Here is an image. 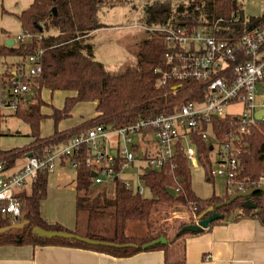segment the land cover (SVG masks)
<instances>
[{"label": "trees", "instance_id": "1", "mask_svg": "<svg viewBox=\"0 0 264 264\" xmlns=\"http://www.w3.org/2000/svg\"><path fill=\"white\" fill-rule=\"evenodd\" d=\"M104 0H34L32 5L16 16L23 34L31 36L26 41H18L16 46H0V93H6L8 100L12 77L11 70L15 64L7 65V60L17 58L26 61L29 56L43 50V71L37 78L26 80L30 91L21 99L14 116L25 122L29 128L28 134L32 142L21 148L0 150V162L5 171L11 170L20 158L37 157L45 159L50 152L68 143L80 133L102 125L106 129H120L141 120L155 119L161 115H171L184 104L192 101H203L208 88V82L171 81L166 86H158L162 78L161 70L165 67V54L168 44L162 31L142 44L138 53L136 67L127 68L120 73H111L94 55V47L88 42L91 33L102 29L99 12ZM56 8V14H54ZM144 21L148 26H163L193 29L201 26L214 27V35L222 40L236 44L245 34L264 26V15L261 17L247 16L238 0H184L176 7L172 0H152L145 7ZM218 24L216 25V23ZM55 30V31H53ZM250 60L248 55L243 56ZM4 65V69L2 66ZM235 65V64H233ZM225 77V71L214 75ZM44 88L52 91H74L76 96L68 97L62 109L53 108L50 117L54 120L56 130L51 136L41 134V122L49 117L42 113L45 102L42 99ZM97 103V116L64 131L58 124L71 117L74 108L79 103ZM234 116L225 114L214 118L211 124L200 123L190 134V141L195 146L201 166L205 169L209 180L213 179L212 152L213 143L203 137L204 131H212L218 139L225 133L236 134ZM151 132L147 130L146 133ZM6 134V133H5ZM3 134V135H5ZM0 131V136H1ZM2 135V136H3ZM240 149L238 170L235 181L245 190L256 188L264 177V121L251 125L249 132L240 137L237 143ZM88 160H94L88 145L83 144L72 156H68L63 164L76 168V216L77 227L68 229L59 223H50L43 218L41 204L48 195V170H41L32 180L31 192L16 189L15 198L20 201L22 218L19 222L29 224L21 229L0 232V247L4 246H62L79 248L113 256L115 258H130L142 252L161 251L167 254L168 248L188 235H200L215 225L225 221L240 219H257L264 225V193L257 192L249 197L257 205L251 209L245 205V198H237L230 205L215 209L221 216L214 220L207 229L200 232L183 231L187 224L181 223L175 233L170 234L169 226L162 224L158 214L165 205L180 204L190 208L196 218L205 214L211 215V207L228 201L232 196L229 191L223 197L213 195L203 199L196 195L192 186V169L181 151L166 160L160 170L151 169L142 176L151 197H144L127 187L126 183L116 178L114 197L106 198L105 191L93 198L97 184L92 177L96 166H87ZM123 160L118 156L115 161V171L121 173ZM101 185V184H100ZM176 190L175 196L167 192ZM111 209L109 215L113 220V230L110 232H92L94 222L101 219ZM161 209V210H160ZM86 213V224L81 222L80 215ZM95 220V221H94ZM15 221L11 216L0 212V230L12 226ZM130 222H143L148 233L144 237L128 235ZM82 227L87 230L80 233ZM35 228L46 231L68 232L83 238L113 244L114 246L90 245L76 239L41 238L34 233ZM99 228V226H97ZM168 242L154 243L160 238ZM168 261V259L166 260Z\"/></svg>", "mask_w": 264, "mask_h": 264}, {"label": "built area", "instance_id": "2", "mask_svg": "<svg viewBox=\"0 0 264 264\" xmlns=\"http://www.w3.org/2000/svg\"><path fill=\"white\" fill-rule=\"evenodd\" d=\"M218 22L216 23V25ZM165 34L168 51L165 54V67L159 86H166L171 81H197L208 82L207 93L203 101H192L184 104L171 115H161L155 119L141 120L120 129H106L104 126H95L73 137L68 143L57 148L45 159L27 157V162L14 172L5 171L0 162V212L11 216L15 221L22 218L21 204L15 198V190L25 188L36 178L41 170L54 172L58 164L66 157L79 152L81 145L89 146L94 160H88L87 166H96L95 183L97 185L114 181L120 173L115 171L116 157H120L123 170L136 161L139 146L134 144V137H141V141L147 149L146 156L151 150L154 156L147 159V167L138 175L142 179L145 170L153 168L160 170L163 163L172 158L176 152L181 151L186 156L189 164L197 166L199 158L195 146L190 141V134L199 127L200 123L211 124L217 116L229 114L235 117L237 133H225L222 139H218L210 130L204 131L202 137L210 142L211 139L218 143V169L216 173L225 178L228 191L231 194L245 191L244 187L235 181L238 170V157L240 149L237 143L240 137L249 132L251 125L264 121L256 117V113L264 110V26L245 34L236 43H230L214 35V27L201 26L193 29L163 27L160 30ZM31 36L22 35L18 41H26ZM248 55L250 60L245 61L243 56ZM235 64V65H233ZM43 71V50L14 65L10 79L13 98L8 100L6 93H0V122L4 107L17 109L21 99L30 91L26 80H32L40 76ZM220 71H225V77L213 79ZM259 97L261 100L259 101ZM243 104L244 112L241 115H233L225 111L229 105ZM147 130L151 132L146 133ZM118 136L120 142L126 147L121 150L107 148L110 137ZM147 136V137H146ZM152 138L156 141L153 143ZM100 142L106 148L100 150ZM130 145L131 148H127ZM214 150V146H213ZM117 152V155L113 154ZM71 166L76 169L78 164ZM122 170V171H123ZM215 171L213 170L212 174ZM126 183V182H125ZM145 184V182H144ZM141 196H146L148 188L138 186L132 188ZM256 187L264 185V177ZM147 188V190H146Z\"/></svg>", "mask_w": 264, "mask_h": 264}, {"label": "crops", "instance_id": "3", "mask_svg": "<svg viewBox=\"0 0 264 264\" xmlns=\"http://www.w3.org/2000/svg\"><path fill=\"white\" fill-rule=\"evenodd\" d=\"M33 1L0 0V46H8L7 42L11 40L14 42L12 46L17 45L18 37L24 34L16 16L27 10ZM100 31L102 29L93 32L88 42H91L92 35L95 36ZM19 62L20 59L17 63ZM44 90L52 95V99L54 94L60 91H52L47 88L42 90L41 95L45 105L41 110L44 115L49 117L41 122V134L47 137L54 134L56 130L55 122L50 117L53 114V108L62 109L66 99L76 96V92L63 91L66 98L64 104L60 107L58 104L48 103L46 97L43 96ZM260 100L261 97H259ZM86 103L88 102L79 103L74 108L71 116L78 107L83 109L82 105ZM90 103H93V107L96 109L97 103ZM47 108H50L51 111L45 114L44 112ZM5 109L11 108L4 107L2 110L3 116L0 122V131L2 127H5L2 132L9 134L11 130L8 125L15 117V111L11 109L14 112H10ZM97 114H95V117ZM67 120L64 119L58 124L57 128L60 131L71 129L90 119L82 116L79 123H75L76 125L74 123L69 125ZM50 125H53L54 132L50 135L43 134L45 127L47 126L48 128ZM17 134L20 133L18 132ZM27 137L29 141L22 146L32 142L33 139L28 134ZM11 140V146L16 144V147H20L17 140L13 138ZM139 140L141 141V137H139ZM9 148L2 147L0 140V150H11ZM26 162V158L18 159L15 167L10 172L20 169ZM68 167L70 166L67 163L63 164L62 162L58 164L56 170L49 176L48 195L41 204V212L46 221L59 223L68 229L74 230L77 227L76 171L71 173ZM195 221L197 222V218ZM127 232L130 236L142 237L147 235L148 228L143 222H130ZM167 259L168 261H166ZM0 264H264V225L257 219L244 218L238 221H225L200 235L186 236L171 245L167 250V254L164 250L151 251L142 252L130 258H115L105 253L62 246H4L0 247Z\"/></svg>", "mask_w": 264, "mask_h": 264}, {"label": "rangeland", "instance_id": "4", "mask_svg": "<svg viewBox=\"0 0 264 264\" xmlns=\"http://www.w3.org/2000/svg\"><path fill=\"white\" fill-rule=\"evenodd\" d=\"M150 2H152V0H104V5L99 12V15L101 21L106 27L102 28V31L98 32L95 36L92 35L90 43L94 47L95 58L104 64L107 71L111 73H120L127 68L136 67L138 63V53L142 48V44L146 40L152 38L155 32L163 30V26L150 27L144 21L145 7ZM172 2L173 6L176 7L179 3L184 2V0H172ZM238 2L242 6L243 11L247 16L261 17L264 15V0H238ZM18 60L19 59L17 58L8 59L7 65H9V63L17 64ZM0 62L4 63V60L1 57ZM2 67L3 69L5 68L4 65ZM43 92V96L46 97L48 103L58 104L60 107H62L66 98V95L63 91L56 92L53 96V99L51 97L52 95L48 93V91L45 92L44 90ZM82 106L83 109H79L78 107L73 113L74 116L72 115L70 118H68L67 121L69 122V125H73V123L76 125L75 123H79V120L82 119V116L86 117V119H91L95 117V114H97L96 109L93 107V103L88 102ZM244 110L243 104L229 105L225 108L226 112L235 113L233 114L235 116L241 115ZM6 111L14 112L11 109H7ZM50 111L51 109L47 108L44 113L48 114ZM8 127L11 130V133H9L10 135L8 133L5 134L2 132L3 128L5 127H2L1 129V134H5L0 136L1 146L10 147L9 149H12L13 147H24L22 145L29 141V138L27 137V134L30 133L29 126L22 120L14 117L9 123ZM42 128H44V126H42ZM18 132L20 134H17ZM53 132V125H50L48 128L47 126L45 127L43 134L50 135ZM11 138L17 140L18 146L20 147H16V144L11 146ZM150 138L156 145V141L152 138V136H150ZM211 142L214 146V150L212 152V168L215 171V173L212 175L213 179H208L205 169L200 163L197 164V166L190 165L192 169L193 189L196 195L203 199L211 198L213 195L223 197L228 191L226 179L216 173L218 169L217 160L219 145L212 139ZM118 144H120L119 147L121 150L126 148L122 141L120 142L118 136H112L107 142V148H116ZM134 144L139 146V152L136 156L137 159L125 167V169L119 174V178L124 182L129 183L132 188L135 189L138 186H145L143 179H140L138 175L142 174V171L147 167L146 164L148 157L154 156L155 154L151 150V152H148V155L146 156L145 150L147 147H145L143 143L140 142L138 136L134 137ZM104 148H106V146L100 142V150ZM127 148L129 149L131 146L128 145ZM68 170L73 173L76 169L70 166L68 167ZM25 190L28 193L31 192V185L28 184L25 186ZM95 190L96 191L93 194V198L97 197L100 192L105 191L106 198L112 199L114 197L115 184L114 182L109 181L104 184L97 185ZM151 196L152 194L150 192H146V197ZM110 211L111 209L109 208L105 210L107 214L101 218L103 222H94L91 233H95L96 231L110 232L113 230L114 222L109 215ZM157 217L158 219L160 218V222H162V224L166 223V228L169 226L170 234L175 233L181 223H189L192 220H196V216L193 211L190 208L180 204L165 205ZM80 218L81 222L86 224V220H88L86 213L81 214ZM97 226H99V228H97ZM84 228L85 227H82L80 231L82 235L87 233V230Z\"/></svg>", "mask_w": 264, "mask_h": 264}, {"label": "water", "instance_id": "5", "mask_svg": "<svg viewBox=\"0 0 264 264\" xmlns=\"http://www.w3.org/2000/svg\"><path fill=\"white\" fill-rule=\"evenodd\" d=\"M54 14H56V8H54ZM13 41H9L7 42V45L9 47H11L13 45ZM262 115H264V110H260L256 113V117L258 119H261ZM215 118H217V116H215ZM213 149V147H211V150ZM114 155H117L116 151H113ZM31 157V156H29ZM146 172L149 173L150 169L147 168ZM92 177H95V173H92ZM167 192L169 194H171V196H175L176 194V190L174 189H168ZM257 192H263L264 193V185L253 188V189H249V190H245L242 192H236L234 194H232V196L230 197V199L228 201H224L218 205H216L215 207H211L208 212L211 213L210 216L204 218L205 214L200 215L199 217H197V222L195 224H187L186 226L183 227V231H190V232H200L204 229H207L209 227V225L216 219H218L221 215L218 214L215 209L217 208H221L223 206L226 205H230L231 203H233L237 198H245V205H247L249 208L251 209H256L257 205L255 203H253L251 200H249V197ZM233 218H230V221H232ZM29 222L28 221H23V222H19V223H15L10 227H7L5 229H1L0 232L3 231H10L12 229H21L24 228L26 225H28ZM34 233L38 234L39 237L41 238H49V239H53V238H65V239H76L78 241L90 244V245H95V246H99V245H104V246H114L113 244H108V243H104V242H100L97 240H92L89 238H83L80 237L76 234H72V233H68V232H56V231H46L43 230L41 228H35L34 229ZM163 243L166 244L168 242V240L164 237L160 238L159 240H157L156 243Z\"/></svg>", "mask_w": 264, "mask_h": 264}]
</instances>
